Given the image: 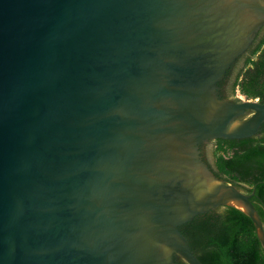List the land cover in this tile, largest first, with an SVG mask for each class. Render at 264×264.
Here are the masks:
<instances>
[{
	"label": "water",
	"instance_id": "obj_1",
	"mask_svg": "<svg viewBox=\"0 0 264 264\" xmlns=\"http://www.w3.org/2000/svg\"><path fill=\"white\" fill-rule=\"evenodd\" d=\"M264 0H0V264H203L180 226L247 193L199 158L264 103L218 82Z\"/></svg>",
	"mask_w": 264,
	"mask_h": 264
},
{
	"label": "trees",
	"instance_id": "obj_2",
	"mask_svg": "<svg viewBox=\"0 0 264 264\" xmlns=\"http://www.w3.org/2000/svg\"><path fill=\"white\" fill-rule=\"evenodd\" d=\"M238 67L231 85L248 99L264 103V26L242 55L231 65ZM214 172L250 198L264 225V122L259 131L244 138L215 140ZM194 254L203 264H264L262 244L251 218L232 205L216 207L180 226ZM179 264H189L184 259Z\"/></svg>",
	"mask_w": 264,
	"mask_h": 264
},
{
	"label": "flooded vegetation",
	"instance_id": "obj_3",
	"mask_svg": "<svg viewBox=\"0 0 264 264\" xmlns=\"http://www.w3.org/2000/svg\"><path fill=\"white\" fill-rule=\"evenodd\" d=\"M237 70H238V67L233 68V69H231L230 67L226 71L222 80L218 82L217 90L221 98L233 100L232 97L228 95L231 92V85H232L233 78ZM216 139H208L207 141H203L197 144L199 158L205 163L208 169L211 170L215 175L216 173L214 172V168H215L214 162H215V140ZM219 207H222V206H219ZM180 259H181L180 257H176L177 264H179Z\"/></svg>",
	"mask_w": 264,
	"mask_h": 264
},
{
	"label": "built area",
	"instance_id": "obj_4",
	"mask_svg": "<svg viewBox=\"0 0 264 264\" xmlns=\"http://www.w3.org/2000/svg\"><path fill=\"white\" fill-rule=\"evenodd\" d=\"M236 97L242 99L243 98V95L240 94V92L238 91V88L236 89Z\"/></svg>",
	"mask_w": 264,
	"mask_h": 264
}]
</instances>
